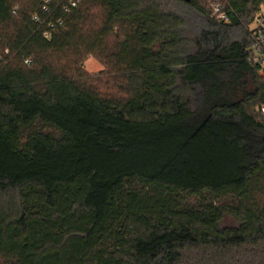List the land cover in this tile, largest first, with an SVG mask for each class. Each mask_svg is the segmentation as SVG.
<instances>
[{"label":"trees","instance_id":"16d2710c","mask_svg":"<svg viewBox=\"0 0 264 264\" xmlns=\"http://www.w3.org/2000/svg\"><path fill=\"white\" fill-rule=\"evenodd\" d=\"M225 1L0 0V264H264V0Z\"/></svg>","mask_w":264,"mask_h":264},{"label":"built area","instance_id":"2783aa9c","mask_svg":"<svg viewBox=\"0 0 264 264\" xmlns=\"http://www.w3.org/2000/svg\"><path fill=\"white\" fill-rule=\"evenodd\" d=\"M44 9H46V2L43 0ZM78 0H70V5H75ZM212 16L218 22H228L229 15L225 9V0H209ZM262 9L255 15L252 22L248 25L247 30L252 38V42L248 47L249 56L248 60L257 65L260 72L264 73V13H261ZM53 25V24H52ZM264 111V106L260 108Z\"/></svg>","mask_w":264,"mask_h":264},{"label":"rangeland","instance_id":"374dc122","mask_svg":"<svg viewBox=\"0 0 264 264\" xmlns=\"http://www.w3.org/2000/svg\"><path fill=\"white\" fill-rule=\"evenodd\" d=\"M261 13H264V9H262ZM82 66L89 73H97L103 69V65L91 55H88L83 59Z\"/></svg>","mask_w":264,"mask_h":264}]
</instances>
